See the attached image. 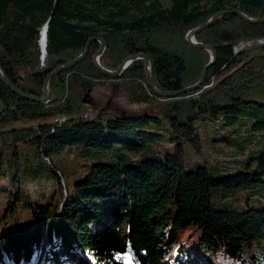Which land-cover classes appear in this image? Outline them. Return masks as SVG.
I'll list each match as a JSON object with an SVG mask.
<instances>
[{
  "label": "trees",
  "instance_id": "1",
  "mask_svg": "<svg viewBox=\"0 0 264 264\" xmlns=\"http://www.w3.org/2000/svg\"><path fill=\"white\" fill-rule=\"evenodd\" d=\"M233 9L264 18V0H0V67L17 88L42 97L45 78L102 36L105 68L144 52L158 89L178 91L196 84L210 61L188 32ZM196 40L217 51L204 85L175 98L143 88L139 114L91 105L100 84L146 82L142 60L119 80L104 76L93 64L97 41L82 62L53 76L48 104L0 81V264L60 263V252L96 264H163L171 251L175 264H247L245 251L264 238V150H249L264 120L245 113L250 104L264 108V23L230 13ZM200 119L242 121L224 139L243 168L214 164L231 170L215 177L209 157L185 169L186 148L201 151ZM218 188L239 189L246 207L217 208Z\"/></svg>",
  "mask_w": 264,
  "mask_h": 264
},
{
  "label": "rangeland",
  "instance_id": "2",
  "mask_svg": "<svg viewBox=\"0 0 264 264\" xmlns=\"http://www.w3.org/2000/svg\"><path fill=\"white\" fill-rule=\"evenodd\" d=\"M252 18H254V17H252ZM45 28H47V27H45ZM45 28H44V30H45ZM44 30H43V32H44ZM43 37L44 36L42 33L41 46H42V49L44 51L45 47H44V43H43L44 42ZM186 39H187V36H186ZM249 44H250V41H244V42H241L239 44V47H243L244 45H249ZM106 47H107V45H106ZM88 48H89V46H88ZM237 49H240V48H237ZM210 61H211V55H210ZM209 62H208V64H209ZM151 69H152V67H151ZM202 75H203V73H202ZM206 76H207V74H206ZM110 79L111 80H119L120 78H117V79L110 78ZM205 80H206V78H205ZM49 86H50V84H49ZM208 86H210V85H208ZM143 88L145 90L151 89L148 86L147 82L143 83L142 86H141V83L128 82V81L117 82L113 85V87L108 83L107 84L106 83L100 84L91 92L90 97H89V101H90L91 105L94 106L95 109L100 108L102 105H105L108 102L109 107L118 108L120 111L124 112L125 114H139V113L143 112V110H144L143 97L141 98ZM157 89H158V87H157ZM111 93H112V95H111ZM86 95H85V98L87 97ZM153 95L155 97H159V96H156L155 94H153ZM159 98H164V97H159ZM173 98H175V97H173ZM108 100H110V101H108ZM245 109H246L245 110L246 114H248L250 116H254L257 119L264 120V108L259 107V106L254 105V104H250ZM220 120H221V122L223 121V119H220ZM241 123H242V121L235 120L234 123H232L230 125H225L224 123H218V122L213 121V120H206V119L197 120L196 125L199 128V131L201 134V139H202L201 151L197 152L195 149H192L189 147L186 148L185 155L183 157L185 169L186 170L195 169L198 163H201V164L205 163L209 157H210L208 159V161L210 163V165H208L209 171L215 177L220 176V175L222 176V175L229 174L230 171L232 170V167L243 168V164H241V161H240L241 158H243V157H241L239 155L237 157L238 160L234 159V161H232L231 159H233L234 155L238 154L239 152H237V151L234 152L232 150V147L224 139L225 137H230L233 134L232 129H235V131L240 129L241 125H242ZM245 130H246V126H244L242 128L241 133H240V137H246L247 136L246 135L247 131H245ZM253 136L255 137V140H254L253 144L251 145V147L249 148V150H252L253 148H255L254 154L257 155L259 150H264V131H256V133H253ZM258 141H261V142H258ZM249 150H248V152H249ZM140 154H142V153H140ZM139 156H141V155H139ZM214 164H216L218 166L228 167L231 170H222L218 167H214ZM257 164H258L257 160L252 161L253 169L256 168ZM239 193H240V191L237 188H231V189L218 188L217 190H214L213 197H212L214 205L217 208H220V207L222 208V207L226 206L229 208L241 210V209L246 207V201H245V199H243L240 196ZM224 194L229 195V197L225 198ZM34 196H37V194L34 193ZM5 201H6V199L1 200L0 208H2V206H4ZM253 203L256 204L257 202L254 201ZM7 225H8V223H7ZM124 228H126V224H124ZM187 234H188V232H187ZM196 237H197V235H196ZM193 238H195V237H193ZM263 241H264V238L258 239L254 243L253 249H249V250L247 249L245 251V260H246L247 264H253V259H254L253 255H252L253 253L255 255L254 260L256 261V264H264ZM160 249L162 250V249H164V247L160 246ZM46 251L47 250H43L42 258L46 257ZM56 254H58V256H59L58 261H60L61 264H72L70 262H73L76 264H96L92 258L87 257L85 254L80 255L78 253H70V254H67L68 255L67 259H65V256H64L65 253H63V252L56 253ZM175 258H176L175 251H171L169 253H166V255L163 257L162 262H163V264H175V261H174ZM89 259H91V260L89 261ZM114 259L119 260V257L115 255ZM42 260L40 259L38 264L41 263ZM43 264H51V263H50V261H44L43 260ZM52 264H57V263H52Z\"/></svg>",
  "mask_w": 264,
  "mask_h": 264
},
{
  "label": "water",
  "instance_id": "3",
  "mask_svg": "<svg viewBox=\"0 0 264 264\" xmlns=\"http://www.w3.org/2000/svg\"><path fill=\"white\" fill-rule=\"evenodd\" d=\"M230 13H234L239 15L242 19H244L246 22L252 23V24H257V23H264V18H252L248 15H246L245 13H243L242 11L238 10V9H233V10H225L223 12H220L214 16H212L209 20H207L204 24L200 25L199 27L192 29L191 31H189V33L187 34V41L190 43L191 46L193 47H198L201 49H204L206 51H208L211 55V61L209 62V64L205 67L204 71H203V75L201 77V79L199 80V82H197L195 85L178 90V91H173V92H164L161 90H158L155 82L153 80V75H152V69H151V60L149 58V56L144 53V52H140L134 55H131L129 57H127L119 66V68L117 70H110L105 68L101 62H100V57L103 55L105 49H106V40L102 37V36H97V37H93L91 38L87 45L86 48L84 50V52L75 60H73L72 62L65 64L63 66H60L56 69H54L44 80L43 83V95L42 97L39 96H35L33 94H29L26 93L22 90H20L19 88H17L4 74L3 70L0 67V81H2L13 93L25 98V99H29L35 102H39L41 104H48L51 101L50 95H49V84L50 81L52 79V77L58 73H61L63 71H67L70 68H72L73 66H75L76 64L82 62L84 60V58L87 55L88 52V46L89 43L92 41H98L100 42V48L99 50L94 54L93 56V64L94 66L104 75L107 76L109 78L112 79H117L120 78L123 74V72L131 65L133 64L135 61L137 60H142L144 62V75L146 77V82L148 84V86L153 90L154 94L156 96L159 97H164V98H173V97H177L180 96L182 94H185L187 92L190 91H195L197 89H199L205 82V78H206V74L209 70V68L211 66H213L216 61H217V52L215 50L214 47L210 46V45H206L202 42H197L196 40V35L202 31L203 29L213 25L215 22H217L218 20H220L221 18H223L224 16L230 14ZM46 40H47V32L44 33V37H43V41H44V47L46 46ZM4 111V105L1 99V95H0V114Z\"/></svg>",
  "mask_w": 264,
  "mask_h": 264
},
{
  "label": "bare ground",
  "instance_id": "4",
  "mask_svg": "<svg viewBox=\"0 0 264 264\" xmlns=\"http://www.w3.org/2000/svg\"><path fill=\"white\" fill-rule=\"evenodd\" d=\"M47 32V28H45L44 32H43V36H44V33ZM44 43V42H43ZM57 259V258H56ZM58 260V259H57ZM91 259H89L90 261ZM48 261V260H47ZM93 261V260H92ZM43 264V263H42ZM57 264H61V263H57Z\"/></svg>",
  "mask_w": 264,
  "mask_h": 264
}]
</instances>
